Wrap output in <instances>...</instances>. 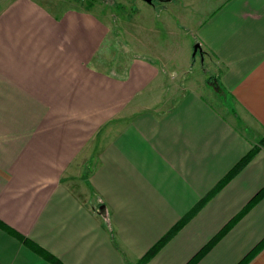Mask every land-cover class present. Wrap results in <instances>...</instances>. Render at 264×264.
Instances as JSON below:
<instances>
[{
  "label": "crops",
  "instance_id": "obj_1",
  "mask_svg": "<svg viewBox=\"0 0 264 264\" xmlns=\"http://www.w3.org/2000/svg\"><path fill=\"white\" fill-rule=\"evenodd\" d=\"M129 1L0 0V264H138L187 218L145 264H189L264 188V0ZM262 241L264 198L197 264Z\"/></svg>",
  "mask_w": 264,
  "mask_h": 264
},
{
  "label": "trees",
  "instance_id": "obj_2",
  "mask_svg": "<svg viewBox=\"0 0 264 264\" xmlns=\"http://www.w3.org/2000/svg\"><path fill=\"white\" fill-rule=\"evenodd\" d=\"M260 146H264V138L260 140L259 142ZM258 148L255 147L251 152L231 171L229 174L217 185L215 190H213L205 200H203L200 204V207H202L208 199H210L215 193H217L220 189L225 187L239 172V170L247 165L254 155L258 152ZM264 198V188L255 196V198L252 200V202L249 204V206L241 212L237 217H235L215 238H213L196 256L189 262V264H197L204 256L208 254V252L220 241V239L231 229V227L240 219L244 213H246L255 203H257L259 200ZM188 221V218L181 221L172 231L169 233L163 240H161L144 258H142L138 264H145L147 261H149L153 256H155L158 251L166 244V242L175 234L179 229H181L186 222ZM0 227L4 230L9 231L14 236H16L19 240L24 241V238L17 233L13 232L9 228H7L3 223L0 222ZM264 248V241H262L255 249H253L239 264H248L253 257ZM33 250L39 254L41 257H43L46 261H48L51 264H61L54 256L51 254L43 251L40 248L33 247Z\"/></svg>",
  "mask_w": 264,
  "mask_h": 264
},
{
  "label": "rangeland",
  "instance_id": "obj_3",
  "mask_svg": "<svg viewBox=\"0 0 264 264\" xmlns=\"http://www.w3.org/2000/svg\"><path fill=\"white\" fill-rule=\"evenodd\" d=\"M50 1L53 3L54 2L56 3L59 0H50ZM60 1H63L67 4V9H80L81 10V9L90 8L94 12L105 17V20H107L109 22V24H111L112 19H114L113 16L118 15L117 11H118L119 5H121V7H119L120 13L127 15L128 10H123L124 9L123 6L129 7L131 4H134L133 2H139V1H129V0H60ZM115 6H117V7H115ZM108 43H109V45L111 44V42H108ZM195 46H196V44L194 45V47ZM107 51H109V50H107ZM109 59L111 60L110 56H109ZM200 66H201V60H200L199 56H197L196 66H195L194 71H200L201 70ZM87 173H89V172H87Z\"/></svg>",
  "mask_w": 264,
  "mask_h": 264
},
{
  "label": "water",
  "instance_id": "obj_4",
  "mask_svg": "<svg viewBox=\"0 0 264 264\" xmlns=\"http://www.w3.org/2000/svg\"><path fill=\"white\" fill-rule=\"evenodd\" d=\"M144 2L148 3V4H152L154 0H143ZM198 52H202L201 46L200 45H196L194 47V51H193V56L196 57Z\"/></svg>",
  "mask_w": 264,
  "mask_h": 264
}]
</instances>
